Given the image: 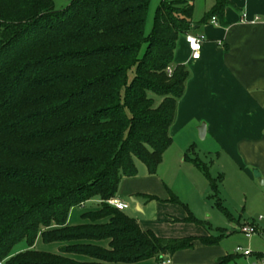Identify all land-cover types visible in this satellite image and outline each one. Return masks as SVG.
Returning a JSON list of instances; mask_svg holds the SVG:
<instances>
[{"label":"trees","instance_id":"16d2710c","mask_svg":"<svg viewBox=\"0 0 264 264\" xmlns=\"http://www.w3.org/2000/svg\"><path fill=\"white\" fill-rule=\"evenodd\" d=\"M213 1L197 23L194 0H162L146 33L150 0H70L60 10L55 0H0V262H160L224 235L161 237L107 202L138 161L157 172L191 77L175 61L178 40L213 16L223 21L233 3ZM93 198L101 203L83 215L90 222L68 225L71 209ZM39 238L65 244L44 251Z\"/></svg>","mask_w":264,"mask_h":264},{"label":"crops","instance_id":"0c3cea01","mask_svg":"<svg viewBox=\"0 0 264 264\" xmlns=\"http://www.w3.org/2000/svg\"><path fill=\"white\" fill-rule=\"evenodd\" d=\"M231 1L233 5L226 8L223 21L218 19L219 24H213L211 19L201 26L196 24L193 32L202 33L206 37L201 58L196 60L191 57L192 53L183 35L178 40L175 61L190 65L196 75H191L190 81L188 80L189 84H193L192 98L190 95L188 100L193 105L202 103V122H206L208 131L206 137L212 135L225 149L235 154L246 153L251 157L254 152L264 154V0ZM213 5L214 1L204 15ZM244 13H247L245 22L242 21ZM180 50H184L183 59L177 57ZM190 89L186 87L184 97ZM196 159L193 158L192 162ZM137 167L136 176L122 178L116 195L130 203V207L124 212L134 217L144 230H152L161 237L179 238L183 234L175 232V226L188 216L172 200L175 192L169 188L171 185L158 170L152 174L140 161L137 162ZM100 203L99 198H93L83 205L74 206L67 224L73 226L90 222L83 215L99 209ZM86 205H90V208ZM246 221L233 219L234 230L237 224ZM189 236L206 237L210 234L206 232V235L199 233ZM97 243L109 247V240ZM64 244L57 243L59 250L55 253H61L60 248ZM263 246L251 249L259 252ZM217 248V244H207L197 239L190 249L179 250L170 257L172 264H218L223 258L233 255L229 263L239 264L240 254ZM66 255L78 260H89L81 254ZM255 257L256 255H252L251 261ZM134 264L159 262L152 258Z\"/></svg>","mask_w":264,"mask_h":264},{"label":"rangeland","instance_id":"374dc122","mask_svg":"<svg viewBox=\"0 0 264 264\" xmlns=\"http://www.w3.org/2000/svg\"><path fill=\"white\" fill-rule=\"evenodd\" d=\"M55 2L58 10L71 3L70 0H55ZM161 2L162 0H150L145 25L146 33H151L154 16ZM212 2L213 0H194L195 22L202 20L204 12ZM183 52L184 50L178 51L179 59L185 58ZM187 66L191 75L195 77L191 66ZM190 84L187 85L191 88L187 96H183L178 102L177 117L171 127L173 141L164 152L158 172L166 178L171 185L169 188L180 200L175 204L177 203L187 216L190 214L196 216L202 224L190 223L185 218L181 220V224L174 225L175 232L183 234L182 236L199 233L206 235V232L215 236L223 233L224 235L220 236L216 243L217 249L221 248L228 253H234L237 245L259 249L264 242L260 236L248 237L239 229L234 230L233 220L231 221L225 211L236 220L251 221L264 217V154L254 152L251 157L245 155L246 153L235 154L216 142L212 135L202 139L198 129L202 123V103L193 105L191 100H188L193 94V84ZM193 158H199L207 163L211 177L215 178L218 184L217 190L212 189L207 175L196 166L195 162H192ZM86 206L90 208V205ZM261 223L264 225V219ZM226 231L229 233L226 234ZM56 245L57 243H45L42 238L36 242V248L44 251L57 252L59 247L57 248ZM23 248L25 245L20 246V249ZM238 260L239 264L252 262L251 257L243 255H240Z\"/></svg>","mask_w":264,"mask_h":264},{"label":"built area","instance_id":"2783aa9c","mask_svg":"<svg viewBox=\"0 0 264 264\" xmlns=\"http://www.w3.org/2000/svg\"><path fill=\"white\" fill-rule=\"evenodd\" d=\"M258 17H256L257 19ZM242 21H247V13H244L242 16ZM211 22L213 24H219L217 16H213L211 18ZM206 37L202 33H192L189 32L185 35V41L188 45V48L190 50L191 57L193 59H200L202 55V50L204 46V41ZM171 71V70H169ZM107 202L122 211H125L130 207V203L121 199L118 196H113L110 199L107 200ZM264 219L263 216H261L258 220L254 219L251 221H246L242 224H239L235 227V229H239L241 232L245 233L248 237L252 236H260V238L264 241V226L262 225L261 221ZM235 252L237 254L243 255V256H251L256 255L255 259L250 264H264V246L259 252H255L251 248H244L243 246L239 245L235 248ZM0 264H3V262H0ZM159 264H172V258L170 255H165L163 259L159 262ZM232 264V263H229Z\"/></svg>","mask_w":264,"mask_h":264},{"label":"water","instance_id":"95a60500","mask_svg":"<svg viewBox=\"0 0 264 264\" xmlns=\"http://www.w3.org/2000/svg\"><path fill=\"white\" fill-rule=\"evenodd\" d=\"M198 129H199V135H200V137L202 138V139H204L205 137H206V134H207V125H206V122H202L200 125H199V127H198Z\"/></svg>","mask_w":264,"mask_h":264}]
</instances>
